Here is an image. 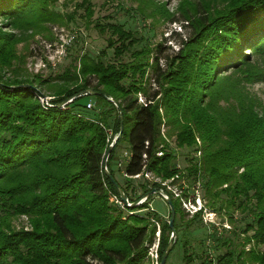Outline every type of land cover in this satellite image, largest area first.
I'll use <instances>...</instances> for the list:
<instances>
[{
	"label": "trees",
	"instance_id": "16d2710c",
	"mask_svg": "<svg viewBox=\"0 0 264 264\" xmlns=\"http://www.w3.org/2000/svg\"><path fill=\"white\" fill-rule=\"evenodd\" d=\"M58 1L0 0V264H143L150 261L156 232L160 264L171 233L169 218L162 221L154 211L135 213L148 210L152 196L120 209L113 200L119 198L117 188L103 170L111 138L119 132L118 110L123 131L107 157V172L130 203L153 188L170 198L175 210L170 252L185 212L180 199L161 183L183 172L187 181L202 182L209 208L252 216L243 230L251 235L242 239L241 250L224 239L226 250L215 264H264V252L254 248L264 246V103L248 88L264 82V71L251 57L264 60V0H176L181 18L164 4L140 0L141 16L157 12L190 29L165 68L160 65V45L153 54L149 47L131 51L139 41L132 32L120 25L96 24L115 62L105 60L104 50L95 57L77 56V63L57 76L61 84L40 82L54 89L56 97L54 106L44 109L35 96L41 90L32 81L8 78L3 70L12 71L18 59L14 50L19 39L10 29L39 31L46 30L44 23L62 22L63 16L50 8ZM89 3L82 0L78 5L85 8L87 23ZM127 54L131 59L123 62ZM150 80L157 87L151 94L146 89ZM87 89L97 94L79 96ZM72 97L63 109L58 107ZM91 97L103 110L99 117L85 109ZM107 98L114 99L118 109ZM162 124L167 128L164 136ZM171 137L177 148L200 154L184 170L176 167L167 141ZM124 140L130 145V159L123 170H115L117 148ZM116 172L127 181L146 172L160 181L141 185L143 191L136 194L128 184H119ZM186 193L183 190L181 197ZM20 216L27 217L29 229L12 224ZM250 243L254 245L245 251Z\"/></svg>",
	"mask_w": 264,
	"mask_h": 264
},
{
	"label": "rangeland",
	"instance_id": "374dc122",
	"mask_svg": "<svg viewBox=\"0 0 264 264\" xmlns=\"http://www.w3.org/2000/svg\"><path fill=\"white\" fill-rule=\"evenodd\" d=\"M81 1L59 0L58 3L56 2L50 8L63 16L62 22L44 23L46 30L32 31V29H27L24 26L17 30L10 29V32L19 39V42L15 44L14 50L18 59L14 63L12 71L4 68V76L8 78H11V76L27 78L41 90L42 95L54 97L53 100H55L56 97L52 95V90L54 89L50 90L47 86L40 84V82L47 80L51 83V86L61 84V80L59 81L57 76L61 75L68 67L75 65L77 56L85 54L95 57L104 50L105 60L115 62L113 50L106 47V35L98 32L95 27L96 24L120 25L127 32H132L139 41L131 48V51L149 47L153 50V54L156 45H160L159 59L162 68H165V62L168 57L174 55L180 48V39H185L190 34L189 28L181 27L179 22H169L157 12L154 13V17L141 16L137 11L140 0H89L92 12L89 23H87L84 17L85 8L78 6ZM143 1L148 2L149 0ZM207 1L209 3L212 2V0ZM149 2H153L157 6L164 4L165 8L175 13V17L181 18L178 11L176 12L178 6L176 0H150ZM197 2L200 5L202 3V1ZM150 7L152 9L153 6ZM68 15H71L72 18L68 19ZM251 57L257 66L256 68L264 71V60L256 56ZM130 59L128 54L122 57L123 62H129ZM150 74L151 71L148 70V78H150ZM151 82L150 80V84L146 86L149 94L157 89L156 84ZM248 88L264 103V82H257L248 86ZM140 97L142 98V96ZM91 100L93 102L94 98L91 97ZM102 111L94 106L89 112L93 117H99ZM114 116L115 114L109 115V118H111L108 120L110 127L113 124ZM166 130L167 128L165 132ZM167 141L170 149L175 152L176 163L182 170L190 165V160L200 155L199 152H193L186 148H177L173 137L168 138ZM124 151H130V145L127 140L119 143L117 148L118 156L121 157ZM114 168L115 170H123V167L117 166V161ZM115 178L120 185L126 186L128 184L136 194H140L143 191L141 185H145L147 182L150 185L151 181L155 180L157 182L160 181L151 174L150 179L143 176V178L133 177L127 181L120 172H116ZM163 183L168 184L171 192L175 194L186 190V199L188 201L194 204H199L200 202L202 206H205V209H202L200 218L191 221L192 215L184 209L181 200V207L185 212V217L181 221L178 220V241L173 251L170 252L168 264H215L216 257L219 254H223L224 250H226V247L222 244L224 239L232 240L233 244L231 246H236L237 252L241 250L242 239L247 235H251V232H243L245 226L252 220L250 212H241L237 209L227 210L225 208L215 211L209 208L207 197L204 196L202 182L200 180L197 182L187 181L183 177V172ZM221 197L224 198L225 196ZM150 198L149 209H143L135 213L146 214L154 211L159 214L162 221H167L169 208L165 201L156 195H152ZM175 198L180 199L179 197ZM183 202H186L184 198ZM229 218H231V221ZM211 220L217 226L210 223L209 221ZM12 224L16 228L24 227L26 230L29 229L27 217L25 216L14 219ZM157 234L158 232L155 233V237H157ZM253 245V243L245 245V251H248ZM254 248L264 252V246L262 245H256ZM184 250H186V253H184ZM185 255L190 258V261L184 258ZM143 264L154 263L150 260Z\"/></svg>",
	"mask_w": 264,
	"mask_h": 264
},
{
	"label": "built area",
	"instance_id": "2783aa9c",
	"mask_svg": "<svg viewBox=\"0 0 264 264\" xmlns=\"http://www.w3.org/2000/svg\"><path fill=\"white\" fill-rule=\"evenodd\" d=\"M85 96V97H89V94L87 92H83L82 94H80L79 96ZM35 96L37 97V99L39 100L41 106L44 108V109H48V108H51L53 107L54 105H52V100L54 99V97H47V96H44L42 95L41 93H35ZM75 97H72L69 99L68 102H65V103H61L58 105L59 108H64L65 105L69 102H71ZM139 101L140 102H143L142 98L139 96ZM94 107V103H92V101L90 100V98H87L86 100V103H85V109L90 111L92 108ZM161 112V110H160ZM165 126L164 124L161 125L160 127V131H161V135L164 136L165 134ZM108 134L109 136L111 137V132L108 131ZM116 136H114L113 138H111V141L115 138ZM158 156L161 155V152L157 153ZM130 159V152L128 151H124L122 156L119 157L118 161H117V166L118 167H123L124 164ZM177 168H179L180 166L177 164L176 165ZM126 176V175H124ZM140 175H136V176H133L134 178L136 177H139ZM145 178L147 179H150V173L146 172L144 173L143 175ZM157 181V180H155ZM163 186L166 187L167 190L171 191L170 190V187L168 186V184H164V183H161ZM181 192L180 193H173V196L174 197H179L180 198V202L182 200V203H183V207L184 209L189 212L192 216L198 212L199 210H202L203 209V206L200 204H194L190 201H188L186 199V197H181ZM183 198L184 200H186V202H183ZM113 199H114V203L116 205H118L120 207V209H125V205L124 203L121 201L120 198H117L116 196H113ZM188 205V206H187ZM205 209V208H204ZM203 209V210H204ZM210 223H213L215 226H217V224H215V222L213 220L209 221ZM227 228V227H226ZM228 229V228H227ZM158 240H159V234H157V237H155V240L153 242V244L151 245V247L149 248V251H148V256L150 258V260L154 263V264H158V256H157V247H158ZM238 264V263H237Z\"/></svg>",
	"mask_w": 264,
	"mask_h": 264
},
{
	"label": "water",
	"instance_id": "95a60500",
	"mask_svg": "<svg viewBox=\"0 0 264 264\" xmlns=\"http://www.w3.org/2000/svg\"><path fill=\"white\" fill-rule=\"evenodd\" d=\"M24 88H27V89H34L33 86L31 85H25ZM84 92H87L89 95H96L97 92L93 91L92 89H87L86 91ZM83 93V92H82ZM80 93V94H82ZM107 100L109 102H111L114 107L116 109H118V104L117 102L112 99V98H107ZM69 99H66L64 100L62 103H65V102H68ZM119 117H120V127H119V132L117 134V136L111 141V143L109 144L107 150H106V153H105V157H104V161H103V170H104V173H106V175L111 179V181L115 184L116 188H117V191H118V194H119V198L121 199V201L124 203L125 207H135L137 206L139 203H141L142 201L146 200L148 197L152 196V195H156V196H159L161 197L166 205L168 206L169 208V220H168V226H169V229L171 231L170 233V237H169V240H168V243H167V246L164 250V253L161 257V261H160V264H165L166 261H167V258H168V255H169V252L171 251V248H172V245H173V242H174V238H175V228H174V219H175V210H174V207L172 205V202L170 200V198L162 191V190H157L155 188L151 189L150 191H148L147 193H145L139 200L135 201V202H132L130 203L128 201V199L126 198L124 192L122 191V189L119 187V185L114 181V179L110 176L109 172H107V167H106V162H107V157L109 156L113 146L115 145L116 141L118 138L121 137L122 135V129H123V122H122V113L121 111H119Z\"/></svg>",
	"mask_w": 264,
	"mask_h": 264
}]
</instances>
